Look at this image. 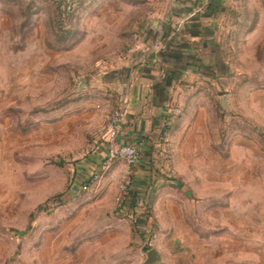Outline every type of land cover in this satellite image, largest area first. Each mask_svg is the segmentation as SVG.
<instances>
[{
    "label": "rangeland",
    "instance_id": "rangeland-1",
    "mask_svg": "<svg viewBox=\"0 0 264 264\" xmlns=\"http://www.w3.org/2000/svg\"><path fill=\"white\" fill-rule=\"evenodd\" d=\"M158 10L0 0V264H264V0Z\"/></svg>",
    "mask_w": 264,
    "mask_h": 264
},
{
    "label": "crops",
    "instance_id": "crops-1",
    "mask_svg": "<svg viewBox=\"0 0 264 264\" xmlns=\"http://www.w3.org/2000/svg\"><path fill=\"white\" fill-rule=\"evenodd\" d=\"M227 1L228 0H158L159 7L162 8V11H159L160 10L159 9L157 13L152 15V19L150 20L151 21L150 23L153 22L154 26H153V31L150 34L154 35L155 38H159L161 40H165V38L169 37V35L170 36L172 35V37H176V38L183 37L185 31L174 28L177 23H184V24L191 23L194 20L193 16L196 13H198V15H201L202 13H204L203 10L207 6H210L211 4L215 6H221ZM195 21L200 22L199 20H195ZM191 34L197 35L198 33L191 31ZM142 82L145 83L147 81L142 79ZM133 93L134 94L132 95V99L133 101L134 100L136 101V99L138 98V93L136 92H133ZM144 100H145V103L143 100H140L137 103H141L142 105H144L148 101L147 99H144ZM126 116L128 117L126 118ZM126 116H124L120 120V124H119L120 131L118 130L120 135L118 136V144H123L127 142L129 143L135 142L134 137H136L138 134L145 135L146 132L148 133L147 130L155 131L157 128L156 125H152L150 129H148L146 125H143V122H142L143 118L138 119V124H139V127H138L137 124H133L134 121L137 120V116L133 117V115H129V114L128 115L126 114ZM130 118H131V121L128 120ZM132 118H134V120ZM126 123H128V127H127V130L124 131V126L126 125ZM143 129H146L145 130L146 132H144ZM124 132H126L127 134L124 135L123 134ZM126 136L127 138H125Z\"/></svg>",
    "mask_w": 264,
    "mask_h": 264
},
{
    "label": "built area",
    "instance_id": "built-area-1",
    "mask_svg": "<svg viewBox=\"0 0 264 264\" xmlns=\"http://www.w3.org/2000/svg\"><path fill=\"white\" fill-rule=\"evenodd\" d=\"M121 114L116 113L113 116L112 122L110 124V130L112 136H115L118 132V122L120 121ZM110 159H125L130 165L137 164L141 159V152L139 147L134 143L123 144L118 147H109L107 153ZM97 175L95 178L97 179ZM84 188H87L85 185Z\"/></svg>",
    "mask_w": 264,
    "mask_h": 264
},
{
    "label": "water",
    "instance_id": "water-1",
    "mask_svg": "<svg viewBox=\"0 0 264 264\" xmlns=\"http://www.w3.org/2000/svg\"><path fill=\"white\" fill-rule=\"evenodd\" d=\"M157 259V251L155 249H151L148 251V260L147 262H155Z\"/></svg>",
    "mask_w": 264,
    "mask_h": 264
}]
</instances>
